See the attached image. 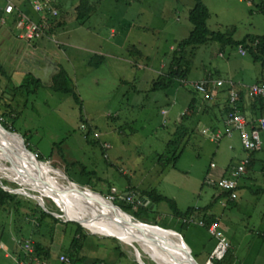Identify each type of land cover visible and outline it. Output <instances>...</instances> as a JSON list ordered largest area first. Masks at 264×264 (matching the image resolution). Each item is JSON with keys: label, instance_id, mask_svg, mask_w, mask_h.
I'll use <instances>...</instances> for the list:
<instances>
[{"label": "rangeland", "instance_id": "obj_1", "mask_svg": "<svg viewBox=\"0 0 264 264\" xmlns=\"http://www.w3.org/2000/svg\"><path fill=\"white\" fill-rule=\"evenodd\" d=\"M11 1L19 7L23 0ZM91 1L93 12L84 23L74 20V6L78 0H61L59 5L62 8L59 10L49 8L50 13L55 11L57 15L54 16L55 21L46 23L45 27L51 25L54 28L59 23L64 25L56 27L50 34L45 33L48 38L36 40V48L26 40H19L17 29V32L11 28L7 30L11 27L10 23L0 20V24L7 23L4 26L7 32L0 29V65L4 73L0 72V124L16 137L19 150H23L18 140L22 138L33 154L50 158L44 161L50 163L53 168L50 169L67 174L77 189L84 191L87 188L109 198L113 191L116 195L127 193L130 185L138 195L153 189L174 200L181 212L188 208H195L197 212L208 211L215 215L219 230L225 233L230 243V263L238 258L246 264H264V172L260 170V164L240 181L237 200L231 202L218 198L220 190L217 183L224 177L226 167L231 161L239 162L244 154L237 133L232 134V139L223 138L220 144L211 143L200 134L203 128L200 122L194 127V134L174 167H168L162 174L157 164V156L168 152L167 144L172 139L175 122L186 112L192 99V92H195L193 82L202 79L206 73L219 71L222 78L233 79L234 85L242 83L250 87L261 78V65L254 63L246 50L244 56L240 55V46L212 43L190 48L189 52L193 54L187 52L186 56L190 61L186 84L175 86L167 93L154 92L153 82L166 73L179 43L192 31L188 15L194 1ZM262 1L202 0L210 12L208 29L225 32L236 27L237 41L247 35H264V15L258 10ZM4 3L0 0V7ZM27 9L36 21L38 16L33 9L28 5ZM84 49L103 51L108 55L99 52L104 56L102 65L85 69L82 62L86 54ZM139 52L142 54L140 57ZM48 54L67 71L79 102L71 94L55 93L49 86L51 76L60 67H53L55 63L48 59ZM71 54H76L79 62H73ZM191 54L192 58L189 57ZM34 79L41 82L37 89L32 83ZM20 86L28 88L18 89ZM197 97L201 98L199 93ZM208 105L211 106V101ZM205 123L208 127V122ZM82 124L89 126L91 132L88 139H85L87 132L81 130ZM8 131L5 134L11 137ZM93 131L99 134V141L92 135ZM104 141L109 147L103 150L101 142ZM58 180L67 185L64 178ZM0 182L6 184V190L18 195L17 201L21 202L19 211L24 222L34 220L29 216L39 201L62 222H67L66 218L82 221L85 233L117 238L118 241L92 237L84 241L87 245L79 253L82 260L75 264H96L100 259H104L106 264H164L137 239L126 234L113 236L108 233V236H103L92 229L79 218V214L92 209H87L83 203L63 198L64 208L59 205L60 200L48 195L44 197L31 186L22 184L14 175L3 171H0ZM91 203L93 209H98L95 202ZM114 204L118 207L122 205L117 198ZM168 206L161 203L156 214L145 216L140 213V218L157 225L165 224V219L174 223L171 228L178 232L193 257L200 263L210 259V248L216 240L207 228L199 225L204 214L195 213V223L185 226L181 225L184 224L183 219L178 220L169 214ZM8 211L7 214L5 210L0 213L4 234L0 236V264H41L34 256V249L28 251L25 247L27 243H21L26 242L22 241L26 236L20 235V230L25 233L27 227L13 224L15 209L9 207ZM17 220L20 222L19 218ZM70 228L74 226H69L64 248L70 243ZM63 230L62 224L56 226L51 249L55 259L59 256L56 253H63ZM175 237L172 239L178 242ZM12 241L18 242L21 260L19 256H14ZM93 245L101 247L99 252L93 250ZM59 260L63 262L61 258Z\"/></svg>", "mask_w": 264, "mask_h": 264}, {"label": "trees", "instance_id": "obj_2", "mask_svg": "<svg viewBox=\"0 0 264 264\" xmlns=\"http://www.w3.org/2000/svg\"><path fill=\"white\" fill-rule=\"evenodd\" d=\"M193 1H194V7L193 9L190 10L189 15H188V20L190 24L192 25V31L186 39L182 40L179 43L178 51L175 52V54L173 55L172 61L170 62L166 73L159 75L157 80L153 82L152 90L154 92L158 91V92L167 93L171 89H173L175 86L179 87L182 84H186L185 80L189 73V64H190V61L186 59L187 52L190 51V48L195 49L197 47L207 46L212 43H218L222 46H237V47L240 46L241 53L242 52L245 53L244 50H246L248 54H250L253 62L261 65L263 69V75H264V35L262 36L247 35L242 40L237 41L235 40V34L237 33L236 27H232L225 32H212L208 29V26H207V21L210 17L209 10L204 5L202 0H193ZM4 2H5L4 5L0 7V18L4 17L5 18L4 21L9 22L11 25V27H8L6 29L9 30V28H11L15 31L17 29L18 32L16 31L17 32L16 37L19 40L28 41V43H30L31 46L34 45L35 48L37 47V45L35 44L36 40L42 41L43 39L48 38L46 34H50L56 29V27H60L61 25H64V24L59 23L54 28L51 25H49L48 28L45 27L46 23L49 24L51 21L54 22L55 21L54 19H56V17L54 16L57 15V12H56V15H53L52 13H50L49 8H58L59 10L60 8H62V6H60L61 0H51V2L47 3L48 4V6L46 7L47 9L45 8L44 11H40V12L34 9L36 6L35 3L42 5L43 3H45L44 0H23V1H20L19 7L14 5V3L11 0H4ZM9 4L11 5L13 4V11L11 12V14L5 15L4 9ZM27 5L30 6V8L33 9V12L38 16L36 21H34L33 18L30 16L29 11L27 9ZM74 8L76 11L74 20L79 23H84L89 19L91 13L93 12V3L91 0H78V3L74 6ZM258 10L264 15V1L259 3ZM42 15L43 17L41 18ZM23 17L28 19L29 22L35 23L39 28V30H36V33L33 34L32 38L22 37L23 31L22 29L20 30L17 27L18 22H20L23 19ZM6 24L7 23L0 24V29H4L5 32H7V30L5 29ZM44 53L45 52H43V54ZM129 53H131V56L133 55L131 51H129ZM189 53H192V52H189ZM192 54L189 55L190 58L193 57ZM141 55L142 54L139 52L138 57H140ZM103 62H104L103 56L95 55L89 60L88 64L90 67H99L100 65H102ZM0 72L3 73V69L1 65H0ZM208 74H211L214 76L213 73H208ZM208 74L206 73L204 75V78ZM32 83L36 87V89L38 86L39 87L41 86L40 84L41 82L37 79H34ZM256 84H259V83H256ZM49 86L55 93H60L63 95L71 94L74 97V99L77 102H79L78 96L74 90L73 82L70 76L68 75L67 71L64 70L63 67H60L58 72L51 76ZM22 88L27 89L28 86H20L18 89H22ZM193 89L196 93L192 92V99L188 105L186 112L181 116V118L178 121L175 122V130L173 132L172 139L167 144L168 152L166 154H161L157 156V164L161 167L160 173L162 172L164 173L166 169L170 166H173V167L175 166V164L177 163V160L183 154L182 152L187 146L189 139L194 134V127H197V125L200 122V121L195 122L194 120V118L196 117L195 115L197 114L196 107L202 108L201 106L204 105L199 116L206 117L208 115L207 117L211 118V115L208 113L211 111L210 110L211 107H209L208 102L212 100H206L194 87ZM229 91L227 92L228 98H227V102L224 104V110H223V113L226 115L224 123L226 121L228 114L235 111V112H238L240 115L244 116L248 120V123L256 125L257 121L264 116V99L250 97L248 94V89L245 92L237 91L239 99L233 106H231L229 102ZM197 92L200 94L201 98L197 97V94H198ZM219 92L220 90L217 92V95L219 94ZM246 97H248L249 103H248V107L245 108L243 106L245 104ZM88 127L89 126L86 124L81 125V130L84 132H87V134L85 135V139H88L89 134L91 132L88 129ZM0 128L6 130V131L3 130L4 132H7L6 127L2 126L1 124H0ZM208 131L210 133H215L214 130L212 131L208 130ZM233 132H236V131L233 130ZM262 132L264 131H261V133ZM94 133L95 132L93 131V134ZM200 134L202 136L205 135L203 134V132H200ZM97 140L99 141V139ZM106 143L107 142L105 141L101 142V148L103 150L105 149L104 144ZM242 149L244 153L246 154V157L244 158V160H248V164L246 166V174L243 176L242 179L248 177L249 176L248 173H250V170H252L256 165H259V164H260L261 171L264 172L263 141H262V146L260 150L248 152L243 148V146H242ZM37 158L38 160L42 162L50 160V158L45 159L39 154H37ZM230 171L231 169L227 171L226 173L227 175L225 174L224 177L228 176V174H230ZM5 185H6L5 183L0 184V213L3 210L6 211V214L9 213L8 211L9 207H13L15 209L13 224L15 223L16 225L18 223L20 226H22V228L27 227L28 229V231L26 230L25 233L24 231L20 230L21 232L20 235L25 234L26 236L22 239V241L26 240V242H21L20 240L19 242H21L22 244L28 243V245L34 249V256H36L40 260L41 264H57V263L58 264H75L77 262H80V260H82V258L79 257L80 250L84 249L85 246L87 245L86 242L84 241H87L91 239L92 237L93 239L110 238L113 241H118L116 238L101 237V236H95L94 234H91V233H85L86 232L85 229L80 224L75 223V222H62V220L54 217L49 211L43 210V208L39 206L38 204H35V207L31 211V215L29 216L30 219L34 218V220L24 222L22 220L23 215L19 211L21 202L17 201L18 195L11 193V191L3 188V186ZM212 185H215V184H212ZM240 188H241V185L238 187V190ZM238 190H237V193H238ZM127 193H133L136 197V200L142 199L143 203L140 206H138L136 209H133L132 205L124 201H121L122 205H119V206L123 211L129 213L138 222H142V223L153 225V226L156 225L165 230H174L173 228H171V225H173L174 223H170L169 221H167V219H165L163 220L165 223L163 225L151 224V223L145 222V220H142L139 214L142 213L145 216H147L148 214H153V213L156 214L159 210V205L161 203H165L167 204V206L169 205L168 206L170 210L169 214L173 216L174 218H177L178 220L183 219V221L190 220V219L193 220V222L191 223L181 224L185 226L195 223V219L193 218L195 213L201 214V212H197L195 208H188L185 212H181L178 209L174 200L168 199L167 197H164L158 194L153 189L142 191L139 194L140 198H138L137 197L138 192L135 190V188L129 185L127 188ZM110 195L116 196L115 193H110ZM218 198H224V199L226 198L229 200V193H225L220 190V195L218 196ZM144 201H147V202L144 203ZM150 203L156 207L155 211L153 208H150V209L148 208L147 204H150ZM131 212L135 213L136 215L131 214ZM17 218L20 219V222L19 220H17ZM22 221L24 223H22ZM199 222H203L204 223L203 227L208 229V226L216 222V220L212 216H206V214H204L203 220ZM32 223H35V224H32ZM58 224H62L64 226V230H63L64 238L62 241L63 245H61V249L63 253L61 252L56 253L59 256L58 258L55 259L54 253L52 252L51 249H52V244H53V236L55 234V229ZM69 226H74V228H70V231H71L70 243L67 248H64L66 238L68 236L67 232H68ZM174 231L177 232L176 230ZM16 233L18 232L16 231ZM105 234L107 233H102L103 236ZM1 235H4L3 226L1 227V230H0V236ZM33 239L35 240L33 241ZM17 243L18 242L12 241L11 247L13 248L14 256H19V259L21 260L22 254L18 249ZM215 244H217V241ZM4 248H5V245H4ZM92 248H94L93 250L95 252H99V250L101 249V247H98V246L96 248L95 245H93ZM114 250L120 252L117 248H115ZM60 258H67V261L61 263L59 260ZM230 259H231V256H230V250H229L222 260H213L212 262L213 264H232V262L231 263L229 262ZM105 262L106 261H104V259L103 260L100 259L99 261H96V264H103V263L106 264Z\"/></svg>", "mask_w": 264, "mask_h": 264}, {"label": "bare ground", "instance_id": "obj_3", "mask_svg": "<svg viewBox=\"0 0 264 264\" xmlns=\"http://www.w3.org/2000/svg\"><path fill=\"white\" fill-rule=\"evenodd\" d=\"M4 131L1 128L0 171L14 175L22 184L31 186L42 193L44 197L48 195L54 197L55 200H60L59 205L64 208L66 206L61 202L63 198L75 199L83 203L87 209L92 208L89 212L79 214V218L96 231L107 234L112 233L113 236L126 234L127 237L137 239L144 246L151 249L154 256L164 264H188L184 254L185 246H180L178 243L179 236L175 237V235L162 232L159 229L130 223L126 216L112 210L97 196L87 192L82 194L74 185L65 186L61 184L58 179L65 178L63 173L53 171L49 167L34 161L27 153L17 148L18 143L14 139L16 137L8 133L13 137L12 139ZM18 140L20 141V139ZM6 163H9V165ZM91 202H95L98 209H93ZM72 221H75V219ZM78 222L83 224L82 221ZM172 237L178 238V242L173 240Z\"/></svg>", "mask_w": 264, "mask_h": 264}, {"label": "built area", "instance_id": "obj_4", "mask_svg": "<svg viewBox=\"0 0 264 264\" xmlns=\"http://www.w3.org/2000/svg\"><path fill=\"white\" fill-rule=\"evenodd\" d=\"M45 3L38 4L35 3V10L44 11L48 6L47 3L51 2V0H44ZM47 9V8H46ZM13 11V5L9 4L5 7L4 13L5 15L11 14ZM53 15H56L55 11H51ZM1 22H5V18H0ZM18 29H22L23 34L22 37L32 38L33 34L36 33V30H39L38 26L35 23L29 22L28 19L23 17V19L17 24ZM244 52H242L243 54ZM226 84H229V81L224 78H216L215 76L208 74L205 78L193 82V87L206 99L213 100L217 92L221 90ZM248 94L253 98H263L264 99V80L259 84H253L248 87ZM239 99L238 92L235 90L229 91V102L230 105L233 106ZM226 135L231 136L233 130L238 132L240 137V143L243 148L248 152H253L261 149L262 141H261V131H264V116L257 121L256 125L248 123V120L240 115L238 112H231L228 114L226 121ZM203 134L207 135L211 140L216 141L219 140L222 136L220 132L210 133L208 130H203ZM95 139H99V134H93ZM108 143L104 144V148H108ZM37 156V155H36ZM248 164V160H242L239 164L233 167L230 171V174L226 177H222L220 181L217 183L218 188L225 193H229V200L235 201L237 200V190L240 186V180L246 174V166ZM111 201L116 200V196H110L108 198ZM118 200L124 201L133 206V209H136L138 206L142 204V201L137 199L133 193H126L122 196H118ZM193 220H184V223H191ZM200 226H204L203 222H199ZM208 233L215 238L217 241L216 248L212 251L209 262L213 260H222L227 252L230 250V243L228 239L225 237L223 232L219 230V224L214 222L208 226ZM27 250L31 249L28 243L25 245ZM61 261H67L66 258H61ZM233 264H238L233 263Z\"/></svg>", "mask_w": 264, "mask_h": 264}, {"label": "crops", "instance_id": "obj_5", "mask_svg": "<svg viewBox=\"0 0 264 264\" xmlns=\"http://www.w3.org/2000/svg\"><path fill=\"white\" fill-rule=\"evenodd\" d=\"M131 23H133V21L131 22ZM113 28V27H112ZM145 29H146V27H145ZM114 30V29H113ZM113 34H115V32L113 31ZM84 51L86 52V54H85V56H84V58H83V60H82V62H83V66L85 67V69H88V68H92V67H90L89 66V64H88V62H89V60L92 58V56H95V55H97V56H103L102 54H98L99 52L100 53H104L103 51H91V50H89V49H84ZM45 52V51H44ZM239 53H240V55H242V56H244L245 55V53H241V51L239 50ZM104 54H106V53H104ZM44 55L46 56V52L44 53ZM106 55H108V54H106ZM109 56H111V55H109ZM222 56V55H221ZM48 59L49 60H53L54 61V63H55V65L53 66L54 68H58V67H61V65H59L57 62H56V60H54L49 54H48ZM104 57V56H103ZM112 57V56H111ZM70 59L74 62V60H75V62H79V60H78V58H77V55L76 54H71V57H70ZM106 60V59H105ZM44 62H46V61H44ZM65 70V69H64ZM214 74V76L216 77V78H222L220 75H222L219 71H216L215 73H213ZM261 75V78L257 81V82H255V83H253V84H256V83H261L263 80H264V75L263 74H260ZM204 78V77H203ZM202 78V79H203ZM225 80H227V81H229V84H226L221 90H220V92H219V94L211 101V106L209 105V107H211L210 108V112H208L210 115H211V118L210 117H203V116H199L200 115V112H201V108H199V107H196V112H197V114L195 115L196 117L194 118V120H195V122H197V121H200V122H202V125H203V128H202V131L203 130H210V131H212V130H214L215 132H220L221 133V138L219 139V140H216V141H213V140H211L207 135H204V137H206L207 139H209V141L211 142V143H218V144H220V141L223 139V138H230V139H232V135L231 136H228V135H226V127H225V123H224V120H225V117H226V115L223 113V110H224V104L227 102V92L229 91V90H235V91H246L247 89H248V87H249V85L247 86V85H243L242 83H236L237 84V86H238V88H237V86L236 85H234L235 83H233V79H231V78H229V77H225L224 78ZM201 80V79H200ZM199 81V80H198ZM196 82V81H195ZM248 103H249V100H248V97H246L245 98V104H244V106L243 107H248ZM164 114H166V112H164ZM210 118V119H209ZM210 120V121H209ZM200 122H199V124H200ZM205 122H208V124H209V126L208 127H206L205 126ZM201 131V132H202ZM236 134L237 132H233L232 134ZM202 134V133H201ZM238 135V134H237ZM235 139H238L239 140V137H235ZM261 139H262V141H263V145H264V132H262L261 133ZM240 141V140H239ZM241 145V144H240ZM230 149L231 150H233V147H231V145H230ZM246 157V154L244 153L243 154V156L241 157V159L239 160V162H241L242 160H244V158ZM239 162H237V163H232V161L228 164V166L226 167V169H225V174L227 173V171L229 170V169H232L233 167H235V166H237L238 164H239ZM261 170V169H260ZM224 174V175H225ZM227 175V174H226ZM248 175H249V173H248ZM247 175V176H248ZM116 192V191H115ZM220 195V194H219ZM227 198V197H226ZM220 199H222V198H220ZM224 199V198H223ZM154 206V205H153ZM153 209L154 208H156L155 206L154 207H152ZM155 211V210H154ZM197 214V213H196ZM203 214H206V216H212L213 218H215V220H216V222L218 223V220H217V218L215 217V215H211V214H209V212L208 211H202L201 212V214L200 215H203ZM195 215V214H194ZM219 224V223H218ZM203 227V226H202ZM222 231V230H221ZM223 232V231H222ZM223 234L225 235V233L223 232ZM104 236H108V234H105ZM110 236V235H109ZM214 247H215V244H214V246H212V248H210V252H209V254H211L212 253V251H213V249H214ZM232 249H233V247H232ZM196 260V259H195ZM208 258L204 261V262H202V263H200V262H198L197 260V262L199 263V264H204L205 262H208ZM238 263V264H246V263H244L243 261H241L240 259L238 260V258H237V260H235V263Z\"/></svg>", "mask_w": 264, "mask_h": 264}, {"label": "water", "instance_id": "obj_6", "mask_svg": "<svg viewBox=\"0 0 264 264\" xmlns=\"http://www.w3.org/2000/svg\"><path fill=\"white\" fill-rule=\"evenodd\" d=\"M2 126H3V125H2ZM7 131H8V130H7ZM8 133H9V131H8ZM9 134H11V133H9ZM11 135H12V134H11ZM20 142H21V145H22V148H23V151H24V152H26L27 154L33 156V157L37 160L38 163L43 164V165H45V166H47V167L53 169V168L50 166V163H49V162H42V161L38 160L37 156H36L35 154H33V152H31V151L27 148V146L24 144V141H23L22 138H21ZM54 170H55V169H54ZM56 171H57V170H56ZM64 177H65L64 179L67 181V185H68V186H71V185L77 186L74 182H72V181L67 177V175H64ZM0 184H1V182H0ZM3 188H4V186H3ZM86 190H87L90 194H93V195L97 196L98 198H100V200H102L104 203H106V204H107L112 210H114L115 212H119V213L123 214L124 216H126L127 219H128V221H129L130 223L133 222V223L139 224L140 226H147V227H150V228H156V229L162 230V231H164V232H168V233H170L171 235L179 236V234H178L177 232H175V231H172V230H165V229H162V228H160V227H158V226H148V225H146V224H144V223L138 222V221H137L133 216H131L129 213L123 211L120 207L116 206L111 200H109L108 198L102 196V195L99 194V193H96V192H94V191H90V190L87 189V188H85L84 191L79 190V192L82 193V194H85V193L87 192ZM112 193H115V191H113ZM144 202L146 203L147 201H144ZM37 203L43 208V210H46L45 207H43L42 203H40L39 201H37ZM147 205H148V208H149V209L152 208V207H154L153 204H151V203H150V204H147ZM154 210H156V208H154ZM61 212L63 213L62 210H61ZM63 214H64V213H63ZM64 217H65V216H64ZM65 218H66V217H65ZM65 220H66L67 222H75V223L80 224L81 226H84L83 224H81V223L78 222V221H72V220H69V219H67V218H66ZM178 243H179L180 246H185V249H186V250H184V254H185V258H186L187 263H188V264H199V263L195 260V258L193 257V255H192L191 250L189 249V247L184 243L183 239H182L180 236H179V242H178ZM206 264H212V262H207Z\"/></svg>", "mask_w": 264, "mask_h": 264}, {"label": "clouds", "instance_id": "obj_7", "mask_svg": "<svg viewBox=\"0 0 264 264\" xmlns=\"http://www.w3.org/2000/svg\"><path fill=\"white\" fill-rule=\"evenodd\" d=\"M115 194H116V192H115ZM126 194V193H125ZM124 195V194H123ZM118 196H122V195H116V198L118 199ZM142 201V203H143V200H141ZM113 203H115V201H112ZM145 203V202H144Z\"/></svg>", "mask_w": 264, "mask_h": 264}]
</instances>
